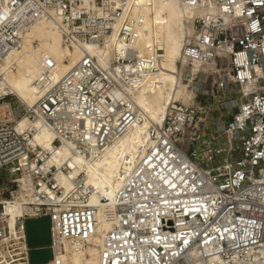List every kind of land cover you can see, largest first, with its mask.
<instances>
[{
  "label": "built area",
  "instance_id": "2783aa9c",
  "mask_svg": "<svg viewBox=\"0 0 264 264\" xmlns=\"http://www.w3.org/2000/svg\"><path fill=\"white\" fill-rule=\"evenodd\" d=\"M177 1L216 12L191 20L194 34L186 35L182 53L191 65L215 64L199 74L212 79V92L202 97L222 95L229 121L206 137L201 117L210 109L172 103L122 171L101 221L85 175L72 178L68 165L50 161L64 145L75 155L102 156L142 122L129 89L159 71L163 50L150 47L139 57L131 49L145 30L139 1L0 0V61L22 51L44 21L67 47L104 48L116 40L121 48L101 61L84 52L59 79L57 61L40 56L36 104L0 124V264L29 263L26 223L39 218L50 220L48 264H63L65 243L84 249L97 237L101 264H194L193 251L204 264H264V0ZM23 118L54 135L52 150L38 144L36 129H20ZM59 172L74 185L69 194L56 182ZM18 198L25 211L12 231L7 207Z\"/></svg>",
  "mask_w": 264,
  "mask_h": 264
},
{
  "label": "bare ground",
  "instance_id": "6f19581e",
  "mask_svg": "<svg viewBox=\"0 0 264 264\" xmlns=\"http://www.w3.org/2000/svg\"><path fill=\"white\" fill-rule=\"evenodd\" d=\"M135 1L141 4L140 11L146 22L142 39L134 41L131 49L136 51L139 57L146 54L150 47L158 46L163 50L159 71L151 75H142L144 77L140 78V82L133 83L129 89L143 117L142 122L135 124L118 144L108 149L102 156L95 153H91L89 157L75 155L70 147L64 145L54 152L50 161L51 165L59 167L68 165L72 169L70 172L72 178L82 173L85 175V186L93 191L90 205L98 208L97 214L101 221H104L106 209L112 208L115 192L122 186V171L128 169L142 147L147 146L148 129L151 126H162L168 107L172 103L194 104L196 93L201 87L196 81L197 77L202 71L216 70L215 64L191 65L183 58L182 53L186 35L194 34L190 25L191 20L211 18L216 14L215 11L184 8L177 0H130ZM35 43L38 45L35 46ZM120 50L116 40L114 44L104 48L91 44L84 45L83 49L67 47L53 23L44 21L30 32L22 51L10 53L0 61V98L13 96L22 105L34 107L38 99L36 82L41 76L40 56L51 57L57 61L56 78L59 79L76 65L84 52L101 61L103 57L116 55ZM132 69L137 67L129 66V70ZM0 107L5 109L8 105L1 104ZM18 126L20 129L28 127L36 129L38 144L45 150H52L54 135L41 123H29L23 118L18 121ZM56 182L66 194L74 189L73 183L63 172L58 173ZM101 199H108L111 202L105 206L102 205ZM24 211L21 198L7 207L12 231L15 227V218ZM111 228L110 223H103V231H109ZM101 243V237L95 238L84 249L71 247L65 243L63 264H101L99 248ZM191 257L194 264H204L196 251L192 252Z\"/></svg>",
  "mask_w": 264,
  "mask_h": 264
},
{
  "label": "rangeland",
  "instance_id": "374dc122",
  "mask_svg": "<svg viewBox=\"0 0 264 264\" xmlns=\"http://www.w3.org/2000/svg\"><path fill=\"white\" fill-rule=\"evenodd\" d=\"M196 81L201 87L196 93V97H198V99L195 100V104H197L199 107L206 106L211 111L207 113V115L201 117V119H205V122L209 128V131L206 133V137H209L211 132L216 130L217 125L222 124V122L227 123L229 121V116L227 113L230 111L224 112L221 110L224 104V97L222 95H216L215 98L202 97V93L204 91L212 92V79L199 76L197 77ZM1 104L2 106L7 104L8 107L5 109L0 107V124L6 123L7 119L14 120V118L21 117L26 109V106L22 105L13 96L6 97L3 102H0V105ZM10 113H12V116H10ZM26 224L28 245L31 250V264H48L49 261L52 260L51 250L49 248L41 249V247H48L50 245V220L32 219L27 221Z\"/></svg>",
  "mask_w": 264,
  "mask_h": 264
},
{
  "label": "crops",
  "instance_id": "0c3cea01",
  "mask_svg": "<svg viewBox=\"0 0 264 264\" xmlns=\"http://www.w3.org/2000/svg\"><path fill=\"white\" fill-rule=\"evenodd\" d=\"M221 124H219V126H220ZM39 219H48V218H39ZM32 220V219H31ZM29 221V220H28ZM27 225V224H26ZM49 231H50V228H49ZM50 245H51V235H50ZM50 245L48 246V247H41V249H43V248H49L50 249ZM29 246V245H28ZM30 253H31V250H30ZM30 259V258H29ZM50 262V261H49ZM29 264H31V262L29 261Z\"/></svg>",
  "mask_w": 264,
  "mask_h": 264
}]
</instances>
